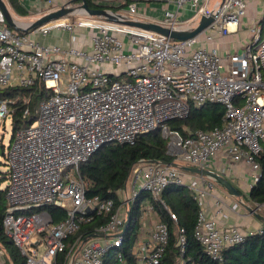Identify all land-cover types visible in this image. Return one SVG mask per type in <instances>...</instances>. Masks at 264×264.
<instances>
[{"label": "built area", "instance_id": "2783aa9c", "mask_svg": "<svg viewBox=\"0 0 264 264\" xmlns=\"http://www.w3.org/2000/svg\"><path fill=\"white\" fill-rule=\"evenodd\" d=\"M209 1L123 0L120 12L106 9L109 15H90L81 4L66 0L62 6L74 7L70 14L29 32L6 26L0 9V90L30 87L39 80L50 91L39 102L33 122L13 131L4 152L8 205L2 226L25 264H54L62 252L63 264H103L111 251L120 256L124 222L142 193L153 202L144 205L141 234L132 254L137 264H159L169 229L155 205L176 222V214L162 197L171 185L191 191L198 207L193 235L213 259L261 230L219 225L224 203L217 192L219 185L208 176L169 163L136 161L116 192L117 202L88 196L79 170L101 146L133 143L141 134L158 130L174 162L223 175L213 164L226 153L233 162L244 160L250 165L253 182L259 179L257 157L264 151V27L258 24L263 15L251 25V37L242 51L228 53L225 61L214 46L215 38L238 31L251 0H219L212 10ZM93 2L99 4V0ZM140 2H164L162 18L154 22L174 29L195 27L205 11L215 17L203 31L177 40L125 23L146 21L140 16ZM229 24L234 25L232 29ZM79 27L87 30L89 50L74 46L71 40L66 54L60 56V46L40 44L30 35H47L52 29L74 32ZM118 66L124 67L119 74ZM17 100L0 99V118L13 114L11 105ZM28 101L24 98V103ZM205 103L224 106L221 126L186 135L170 127L169 121L186 117L191 105ZM28 115L26 106L22 118ZM46 206L64 209L65 218L52 222ZM252 208L264 209V202ZM96 216L105 220L90 235L68 241ZM178 247L183 254L186 239L181 228ZM6 261L0 249V264ZM177 264L186 261L181 258Z\"/></svg>", "mask_w": 264, "mask_h": 264}, {"label": "trees", "instance_id": "16d2710c", "mask_svg": "<svg viewBox=\"0 0 264 264\" xmlns=\"http://www.w3.org/2000/svg\"><path fill=\"white\" fill-rule=\"evenodd\" d=\"M13 11L18 15H25L27 11L17 0H7ZM91 8H104L116 10L114 6L95 4L93 0H83ZM264 27V15L259 22ZM50 91L45 89L42 82L36 80L30 87H8L0 90V99L18 97L11 106L14 108L13 131L17 125H28L34 120V112L39 102L46 98ZM24 98L28 102L24 103ZM29 108L28 118H22L25 107ZM224 117V106L220 103H205L201 106L191 105L189 113L184 118L172 119L169 125L179 130L183 135L188 132L202 129L209 130L221 126ZM3 147V145H1ZM139 159L154 160L169 163L173 157L166 152V140L160 131L154 130L141 134L133 143L114 144L101 146L91 157L79 166L81 177L86 186L88 196L100 198H112L117 202V191L121 189L128 177L129 170ZM260 165V177L250 188L249 199L260 204L264 202V151L257 157ZM168 208L177 216L176 222L170 219L167 211L159 204L155 205L161 219L168 226V244L159 264H177L184 258L186 264H264V224L259 232L251 234L245 240L222 250L220 259H213L205 253L202 246L193 235L194 225L197 219L198 207L191 191L186 186H168L162 195ZM146 202H153L150 195L142 193L130 208V222L124 232L120 256L115 253H107L103 258V264H137L132 254L134 243L139 240L141 234L140 216ZM8 202L6 199V187H0V249L7 255L11 264H25V258L13 241L8 238L2 226L4 212ZM52 222H60L66 216V211L57 206H46ZM105 218L96 216L91 222L80 226L78 232L68 241L90 235L94 228L104 222ZM179 228L183 229L186 239V249L180 254L178 247ZM7 252V253H6ZM64 252L56 256L54 264L64 263Z\"/></svg>", "mask_w": 264, "mask_h": 264}, {"label": "crops", "instance_id": "0c3cea01", "mask_svg": "<svg viewBox=\"0 0 264 264\" xmlns=\"http://www.w3.org/2000/svg\"><path fill=\"white\" fill-rule=\"evenodd\" d=\"M3 1L16 25L22 28H26L29 23L50 11L58 9L66 2V0H17L27 11L25 15H18L13 11L7 0ZM81 2L82 0H75L73 5L76 6L81 4ZM261 2L262 0H251L249 2L247 15L242 18L239 28L241 29V40L239 42H235L232 39V33L223 36H216L214 46L216 47L217 52L224 56L225 61H228L226 59L228 53H240L242 51V46L250 39L251 25L255 23L261 15H264V10L262 13L257 11L258 5ZM99 4L114 6L116 7L115 11L119 12L125 7L123 0H102ZM139 8L141 12L140 16L143 20L154 22V20L162 18V7H160L157 2H140ZM262 8L264 7L262 6ZM184 17H186V14L182 19ZM6 26L17 32H22L12 28L7 23ZM258 27H260L259 24ZM30 35L40 44L60 46L62 52H60L59 56L66 54V50L70 47L71 40H73L74 46H77L82 50H89L90 42L84 32H70L63 29H52L47 35H40L36 32H31ZM213 168L215 171L222 172L240 193L239 196H233L217 183L219 185L217 192L224 202L221 207L222 214L221 216H218L219 225H236L243 230L254 232L261 229L264 224V209H260L254 213L250 212L249 208L244 206L245 200L253 203L254 206L256 205V203L252 202L248 197L249 190L255 183L253 182L250 165L244 160L233 162L228 154L222 153L214 161ZM210 206L211 210H213L214 206L212 201L210 202ZM260 217H262V219ZM145 222L147 223V220H145ZM6 263L11 264L9 260H7Z\"/></svg>", "mask_w": 264, "mask_h": 264}, {"label": "water", "instance_id": "95a60500", "mask_svg": "<svg viewBox=\"0 0 264 264\" xmlns=\"http://www.w3.org/2000/svg\"><path fill=\"white\" fill-rule=\"evenodd\" d=\"M75 0H71V2L73 3ZM81 6L90 14V15H109V12L104 9V8H91L87 5V3L85 1L82 0L81 2ZM0 9L3 12L4 16H5V20L6 23L11 26L12 28L18 30V31H22V32H29L31 29L43 25V24H47L52 20H57V19H61L63 17H65L66 15L70 14L74 7L70 6H61L56 10L50 11L44 15H42L41 17H39L38 19H36L35 21L31 22L28 24V26L26 28H22L19 27L18 25H16L12 15L10 14L5 2L3 0H0ZM215 15L212 12H203L201 14V17L199 19L198 24L193 27V28H189V29H174V28H170L167 26H163L157 22H153V21H140V20H126L125 23L131 26H136V27H140L143 29H147V30H151V31H155L161 34H164L166 36H169L173 39H177V40H184L187 38H190L196 34H198L199 32L203 31L213 20H214ZM169 164H171L172 166L178 167L182 170L185 171H190V172H194L197 174H201L204 176H208L210 178H212L216 183H218L221 187H223L229 194L233 195V196H239L240 193L239 191L236 189V187L223 175L218 174L214 171L211 170H207V169H203V168H198V167H193V166H188V165H183V164H179L177 162H169ZM249 211L250 212H256L254 211V209L250 206H248ZM259 216V215H257ZM262 219V217H260ZM130 222V215L128 214L126 217V220L124 222V226H123V230L126 229L127 225Z\"/></svg>", "mask_w": 264, "mask_h": 264}, {"label": "rangeland", "instance_id": "374dc122", "mask_svg": "<svg viewBox=\"0 0 264 264\" xmlns=\"http://www.w3.org/2000/svg\"><path fill=\"white\" fill-rule=\"evenodd\" d=\"M218 1L219 0H210L208 3V9L212 10L214 5ZM99 2H102V0H99ZM157 3L160 5V7H166L167 6L164 2H157ZM262 6L264 7V0H262V2L258 5L257 11L259 13H262L264 10V8H262ZM238 30H239L238 32H232V34H231L232 39L235 42H239L241 40V33H240L241 29H238ZM75 31L76 32H84L86 34L87 30L84 27H79ZM123 42H127V39H124ZM115 68H116L115 71H117V73L119 74V73L123 72L124 67L118 66ZM12 126H13L12 114H8L6 117L0 118V187H3L6 184V180H7L6 176H7V172H8V166H7V163H6L5 158H4V152L6 151L8 145L11 141V138H12V133H13V127ZM19 126H21V125H19ZM17 127H18V125H17ZM1 145H3V147H1ZM244 202H245L244 206H246V207H248L249 205H250V207L254 206L253 203H251L247 200H245ZM39 249H40V252L43 251V247H40ZM110 253H114V252L111 251ZM5 257L7 258V255H5Z\"/></svg>", "mask_w": 264, "mask_h": 264}, {"label": "bare ground", "instance_id": "6f19581e", "mask_svg": "<svg viewBox=\"0 0 264 264\" xmlns=\"http://www.w3.org/2000/svg\"><path fill=\"white\" fill-rule=\"evenodd\" d=\"M233 26H234L233 24H229V26H228V27H229L230 29H232V28H233Z\"/></svg>", "mask_w": 264, "mask_h": 264}]
</instances>
